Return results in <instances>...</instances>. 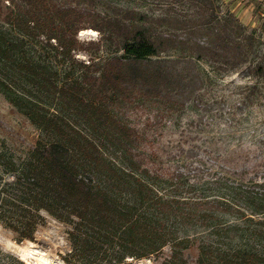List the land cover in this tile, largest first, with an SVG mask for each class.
<instances>
[{"label":"trees","instance_id":"1","mask_svg":"<svg viewBox=\"0 0 264 264\" xmlns=\"http://www.w3.org/2000/svg\"><path fill=\"white\" fill-rule=\"evenodd\" d=\"M190 1L194 15L185 18L141 15L139 22L129 11L132 23L97 20L91 27L118 38L123 53L97 75L67 73L61 81L34 40H55L72 56L87 9L69 0H0V90L42 135L25 157L0 154L3 174L13 177L0 175V222L19 241L34 240L46 211L69 225L68 264H264V175L257 170L264 158L250 176L230 165L252 153L243 154L242 121L264 97V40L233 13H219L215 0ZM202 60L245 72L250 81L212 94ZM113 101L157 104L149 128H179L189 104L202 115L190 123L195 131L184 129L163 147L162 132L125 122L110 109ZM71 111L88 131L66 115ZM226 116L228 128L220 122ZM202 132L209 160L224 162L220 171L216 163L203 166L198 145L183 146ZM253 137L264 152V137ZM193 158L205 169H187Z\"/></svg>","mask_w":264,"mask_h":264},{"label":"rangeland","instance_id":"2","mask_svg":"<svg viewBox=\"0 0 264 264\" xmlns=\"http://www.w3.org/2000/svg\"><path fill=\"white\" fill-rule=\"evenodd\" d=\"M61 1V0H60ZM64 1V0H62ZM74 5L86 8L88 13L87 18L83 22L84 29L78 32L79 44L71 55H65L55 40H52V45L48 44L43 36L36 37L34 40L35 50L43 57L44 60L49 61L53 70H58L60 73V80L65 79L67 73L71 74L70 79H78L84 75H97L99 68L107 61V59L120 55L123 53L122 44L115 36H110L107 31L102 32L94 27H91L97 20L103 18H120L128 23H132L133 19L127 18V12L134 11L137 13V20L142 22L144 18L141 15H146L148 18H159L167 15L185 16L194 15V5L190 0H69ZM219 9L218 12L233 13L248 29L264 40V0H215ZM136 17V16H135ZM185 18V17H184ZM152 24L151 21L146 22ZM87 27V28H85ZM171 54H175L174 51ZM201 69L207 73V81L212 90V94L226 93L230 94L227 86L238 83H247L250 81L247 73L240 70L222 68L219 64L211 61L202 60L199 62ZM259 105H254L245 111L242 123L245 125L242 129L245 130L243 134V154L249 150L252 151L247 160L246 155L244 159L238 162L230 163V165L239 172H242L245 167L249 169L246 174L248 176L253 172V166L263 160L264 152L256 150L252 141L254 135L264 137V97L260 100ZM50 107L51 112H59V108L54 102H46ZM110 109L118 114L125 122L133 125L140 131L162 132L163 137L161 144L163 147L169 146V141L180 136L184 129L195 131V126H190L194 121L202 115L199 109L189 104L179 116L180 127L175 129L173 127H156L149 128V124L153 123L157 118L160 108L157 104L146 101L143 105L127 104L124 102L113 101L110 102ZM70 119L84 131H88V126L81 119V114L76 111H71L66 114ZM221 127L228 128L231 123L229 116L220 121ZM173 124V122H171ZM207 120L204 119L199 129L206 128ZM158 129V130H157ZM42 137L41 130L34 125L26 116L17 110L6 98L5 94L0 90V154H5L10 158L25 157L31 149L36 145V142ZM201 140H192L184 144L187 149L191 146L198 145L196 148L199 155L204 156L207 163L217 165L220 171L225 167L224 162L209 160L208 154L201 145L203 139L207 137L205 132L199 136ZM204 137V138H203ZM205 140V139H204ZM178 148V144L176 146ZM223 147V146H222ZM175 149V147H173ZM223 149V148H222ZM167 151L172 150L167 148ZM224 150V149H223ZM176 151V150H175ZM199 158L190 159L197 161ZM210 161V162H209ZM220 161H223L220 159ZM174 166H181L183 163L177 160L171 161ZM180 163V164H179ZM229 162L226 163V166ZM188 166V168H187ZM199 163L195 162L193 165H186L187 169H194L199 167L205 169ZM185 167V166H183ZM259 175H264V168H258ZM0 175L7 180H12L10 174H3L0 166ZM2 183L0 182V189ZM46 217L45 222L38 226L35 233L34 240L24 239L18 240V235L11 228L0 222V264H35V261L22 258L23 251L33 248L46 252V255L51 259H59L66 263L65 257L69 256L71 250V243L68 237L69 225L52 217L46 211H43ZM20 250V251H19ZM169 247L166 248V252ZM132 260V259H129ZM140 262L143 264H157L154 258L143 259ZM68 264V263H66ZM137 264V263H133Z\"/></svg>","mask_w":264,"mask_h":264},{"label":"bare ground","instance_id":"3","mask_svg":"<svg viewBox=\"0 0 264 264\" xmlns=\"http://www.w3.org/2000/svg\"><path fill=\"white\" fill-rule=\"evenodd\" d=\"M34 248V246H33ZM30 249L27 251H23L21 254L22 258L32 259L35 261V264H66L62 260L59 259H51L46 255V252H43L38 249ZM20 251V250H19ZM137 264H143V262H138Z\"/></svg>","mask_w":264,"mask_h":264}]
</instances>
